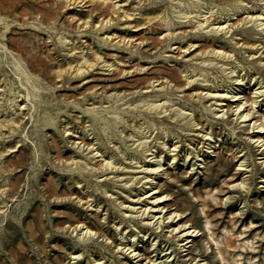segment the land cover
<instances>
[{"label":"rangeland","instance_id":"1","mask_svg":"<svg viewBox=\"0 0 264 264\" xmlns=\"http://www.w3.org/2000/svg\"><path fill=\"white\" fill-rule=\"evenodd\" d=\"M260 122L264 0H0V264H264Z\"/></svg>","mask_w":264,"mask_h":264},{"label":"bare ground","instance_id":"2","mask_svg":"<svg viewBox=\"0 0 264 264\" xmlns=\"http://www.w3.org/2000/svg\"><path fill=\"white\" fill-rule=\"evenodd\" d=\"M248 14V13H247ZM214 16V15H213ZM215 17V16H214ZM237 18V17H236ZM212 19V18H211ZM228 19V18H227ZM207 20H208V18H207ZM214 19H212V21H213ZM220 20V19H219ZM231 21V20H230ZM229 21V22H230ZM235 21V20H234ZM237 21V20H236ZM215 22V21H214ZM226 22V21H225ZM225 22H224V27H225ZM244 22V21H243ZM246 22V21H245ZM231 23H232V21H231ZM237 23V22H236ZM216 25V24H215ZM222 25V24H221ZM221 25H219V26H221ZM218 26V27H219ZM228 26V25H227ZM230 26V25H229ZM228 28V27H227ZM233 28V27H232ZM231 28V29H232ZM230 29V30H231ZM218 31V30H217ZM221 31V30H220ZM250 37V36H249ZM246 38V37H245ZM241 40V39H240ZM216 42V41H215ZM214 42V43H215ZM236 42V41H235ZM243 42V41H242ZM238 43V42H237ZM243 44V43H242ZM221 45V44H220ZM255 46V45H254ZM258 46V45H257ZM216 47V46H215ZM220 47V46H219ZM223 47V46H222ZM221 49V48H220ZM224 50V49H223ZM230 55H231V53H229ZM253 79V78H252ZM226 90V89H225ZM233 91V90H232ZM208 92V91H207ZM210 92V91H209ZM238 92V91H237ZM204 93V92H203ZM210 93H212V92H210ZM210 93H208V94H210ZM221 93V92H220ZM218 94L219 96L221 95V94ZM207 94V93H206ZM231 94V93H230ZM204 95V94H203ZM211 95V94H210ZM213 95V94H212ZM217 95V94H216ZM223 95V94H222ZM225 95V94H224ZM227 96V95H226ZM234 96V95H233ZM210 97V96H209ZM212 97V96H211ZM225 97V96H224ZM219 98V97H218ZM228 98V97H227ZM236 98V97H235ZM234 99V98H233ZM232 99V100H233ZM222 100V99H221ZM224 100V99H223ZM251 102H255V100H253V101H251ZM237 104H236V106L238 107V110L240 109V107L244 104V102H243V100H241V101H238V102H236ZM250 103V102H249ZM257 103V102H256ZM258 104V103H257ZM227 105V104H226ZM250 105V104H249ZM220 106V105H219ZM222 106V105H221ZM230 107V106H229ZM258 107V106H257ZM245 107H243L242 109H244ZM249 108H251V107H249ZM259 108V107H258ZM257 108V109H258ZM225 110V109H224ZM228 110V109H227ZM248 110V109H247ZM259 111V110H258ZM233 113V112H232ZM243 114H244V111L243 112H240V110H239V112H238V116L239 117H242L243 116ZM237 118V117H236ZM247 119V118H246ZM256 120V119H255ZM239 121V120H238ZM250 124V123H249ZM250 126V125H249ZM254 127H257L258 128V130H256L257 132H262L263 131V129H264V124H261V122L260 123H258V124H256V125H254ZM203 138V137H202ZM256 141H258V143H259V145L261 146V145H264V138H261V135H258L257 137H256V139H255ZM87 144V143H86ZM264 147V146H263ZM264 152V151H263ZM264 156V155H263ZM243 161V160H242ZM244 163V162H243ZM113 167H114V165H113ZM149 171V170H148ZM145 172V171H144ZM154 172V171H153ZM149 195V194H148ZM154 197V196H153ZM138 198H140V197H138ZM152 198V197H151ZM159 199H160V197H156L155 196V198L151 201V205L149 206V208H157L158 209V202L157 201H159ZM147 200V199H146ZM143 207V206H142ZM151 210V209H150ZM157 212H159V213H162V210H161V208H159L158 209V211ZM155 214L156 213H152V216L154 217L155 216ZM177 215V213L175 212V211H168V212H163L162 213V216L164 217H166V218H170V221H169V223L167 224V226L169 227V226H172L174 223H172V219L174 218V216H176ZM160 217V216H159ZM176 222V221H175ZM151 223V222H150ZM90 224V223H89ZM75 225V224H74ZM163 225V224H162ZM91 227V226H90ZM148 227V226H147ZM89 228V227H88ZM171 228V227H170ZM94 229V228H93ZM93 229H91V230H93ZM174 230V232H181V233H179V235L180 236H182V238L183 239H188L189 238V236H191L192 235V233L194 232V229H190L189 227H185V225H177V226H172V228H171V231H173ZM99 231V230H98ZM105 234V233H104ZM178 234V233H177ZM108 238V237H107ZM177 238V237H176ZM183 247V246H182ZM129 248H130V251L132 252V254L136 257V256H138L139 254H137L136 252H133L134 250H135V248H132V246L130 245L129 246ZM137 249V248H136ZM131 254V255H132ZM138 260V259H137ZM165 262H166V260H165ZM166 264V263H165Z\"/></svg>","mask_w":264,"mask_h":264}]
</instances>
